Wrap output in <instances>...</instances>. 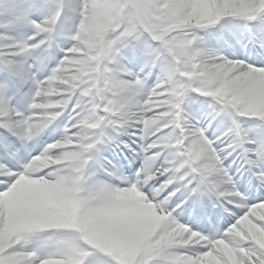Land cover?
Segmentation results:
<instances>
[{
  "label": "snow or ice",
  "instance_id": "1",
  "mask_svg": "<svg viewBox=\"0 0 264 264\" xmlns=\"http://www.w3.org/2000/svg\"><path fill=\"white\" fill-rule=\"evenodd\" d=\"M0 264H264V0H0Z\"/></svg>",
  "mask_w": 264,
  "mask_h": 264
}]
</instances>
